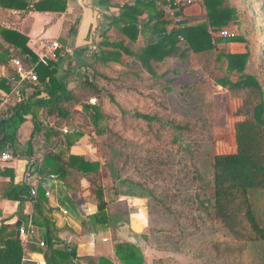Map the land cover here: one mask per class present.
Returning <instances> with one entry per match:
<instances>
[{
    "label": "trees",
    "instance_id": "1",
    "mask_svg": "<svg viewBox=\"0 0 264 264\" xmlns=\"http://www.w3.org/2000/svg\"><path fill=\"white\" fill-rule=\"evenodd\" d=\"M98 5L104 10V26L96 49L88 55L92 62L85 65L92 67L94 74L76 81L75 71H59L58 60L49 65L40 62L37 51L29 47L30 37L7 25L14 11L22 15L30 11L66 13L68 0H0V68L5 70L0 81V98L15 89L19 92L17 100L7 104L1 113L0 152L11 150L15 157L30 158L27 175L21 182H16L14 168L7 162L0 163V176L10 178L8 184L0 187L1 199L18 201L22 212L24 207L35 204L39 215L33 216L32 223L47 231L51 248L55 245L57 228L49 215L52 209L42 185L54 176L61 190L64 188L70 196L81 190L82 179L90 178L91 192L97 200V212L90 216V225L97 229L119 227L128 221L127 211L109 212L104 180H110L114 195L147 197L152 207L168 216L172 224L165 229L166 236L177 234L178 241L183 243L190 241L192 233L199 234L202 224L214 229L212 233L216 235L208 249L211 258L203 264H264V209L253 201L254 195L264 190V61L258 63L255 57L251 28L247 34L216 40L208 30L209 26L220 30L232 23H243L247 8L242 10L237 3L226 4V0H206L209 23L168 29L170 22L157 10L161 0H135L124 6L112 4V0H99ZM110 5L118 7V12L108 14ZM260 7L264 10V0H260ZM161 34L164 36L157 39ZM233 43L243 44L244 51L229 48L225 52L217 48L219 44L231 47ZM215 50H218L216 61L226 60V74L216 78V83L243 99L237 111L243 119L235 124L237 151L211 154L204 167L199 159L202 130L198 120L171 115L163 92L176 81L175 68L167 64L171 58L178 54L183 57L211 54ZM15 58L28 67H36L39 76L36 84H14L17 75L11 63ZM252 62L256 67L249 69ZM232 75H238V79L234 80ZM98 78L114 83V90H108ZM74 81L77 83L72 85ZM26 89L32 90L30 95ZM93 96L99 99V104L88 102ZM128 97L133 100L131 103L136 98L137 105L131 106ZM215 99L224 106L228 95L206 97L207 114L208 101L211 104ZM221 108L212 109L213 118L210 116L203 122L208 123L210 132L214 133L217 124L226 123L225 115L220 118ZM115 111L120 113L122 127L130 125L126 128L137 137L133 138L135 141L112 126ZM75 116H80L82 123L73 124ZM28 119L32 120L34 130L28 145L22 148L18 131ZM66 124L70 130L63 133L61 129ZM89 127L92 143L97 136L117 137V143L104 142L107 154L112 153L109 160L72 153L73 146L87 134ZM144 135L148 139L158 135L160 143L147 147L143 142L139 144L141 153H129L127 148L138 145L134 142ZM37 136L43 137L42 161L34 158ZM32 173L44 180L37 196L31 194L33 186L28 181ZM18 229L15 225L1 227L0 264L35 263L26 257L22 241L16 237ZM218 230L223 234H218ZM142 236L147 237L146 232ZM114 249L121 264H147L149 260L142 248L130 241L118 240ZM198 256L204 257L202 250ZM75 258L74 251H53L47 256V264H77ZM157 261L178 262L172 258L162 261L156 258ZM97 264L115 263L102 256Z\"/></svg>",
    "mask_w": 264,
    "mask_h": 264
},
{
    "label": "rangeland",
    "instance_id": "2",
    "mask_svg": "<svg viewBox=\"0 0 264 264\" xmlns=\"http://www.w3.org/2000/svg\"><path fill=\"white\" fill-rule=\"evenodd\" d=\"M205 3L206 0L201 1L195 5L185 7L182 11L177 10L176 16H172L169 13L165 14L162 10L163 7H161L162 11L160 12H162L163 18L170 22V24L168 25V29L180 25L188 26L191 24L194 25L205 22L209 23L206 15L207 11ZM229 3H237L241 5L242 10H246L247 8V16L245 17V21L243 23L240 21L232 23L231 25L220 30H215L214 27L209 26V32L214 36L216 40L217 38L224 37L221 34L225 30H227L231 34L230 37H233L238 34H247L249 33V29L251 28L252 46L255 57L258 63L264 61V10H262L260 7V0H226V4ZM184 19L187 22L183 21ZM3 24L5 23L3 22ZM10 25L13 26L14 24L11 22ZM98 34L99 32L93 34L95 37L92 42L94 41V43H92V47L90 49L88 48V51H86L87 60H82L84 65L82 63L76 62L79 67L78 70L76 69V67L74 68L75 73H77L78 75L76 81L78 79H81L79 78L80 74H82V78H84L85 76H92L94 74L92 67H87L85 65L92 62L91 58L88 57V55H90L91 52L96 49V43L99 38ZM217 48L225 52L228 51L229 48L233 51H244L245 49L244 45L241 43H233L231 47L227 44H219ZM217 56L218 50L213 51V53L211 54H187L186 57L178 54L177 56L171 58L167 64L169 68H175L176 81L173 84H170L168 91L163 92L165 95V102L171 115H178L181 117H185L186 119H195L196 121L198 120V126L202 130L201 137L198 140V151L200 152L199 159L201 160V163H203L204 167H206L207 165V157L211 156V154L234 153L237 151L235 124L237 121L243 119L242 116H239L237 114L238 109L243 104V99L241 97L232 95L226 88H223L216 83V78L224 76V74H226V70L224 68V66L226 65V60L223 59L222 61L218 62L216 61ZM255 67L256 63L252 62L249 69H254ZM231 77L234 80L238 79V75H232ZM98 80L99 83L104 84V86H106L108 90H114V83L108 82L107 80L101 78H98ZM76 81H74L72 85L77 83ZM157 86L160 87V85ZM211 94H213V96L218 94L228 95V100L224 106H222L221 102L217 99H215L211 104L208 101L207 105L209 107L207 108V114L205 112L206 97L211 96ZM128 101L131 106L137 105L136 102H138L135 98L136 102L134 101L133 103H131V101L133 100L130 97H128ZM96 104H99L98 98ZM220 106L222 107L221 109L223 111V113L220 115V118L225 115L226 123L217 124L214 128L213 133V131L210 132L208 129V123L204 125L203 122L204 120H208L210 116L211 118H213L214 112L212 111V109L217 110ZM118 112H114L116 115V119L112 123V126L117 128L120 132H123V136L125 138L136 140L137 137L134 135V133L126 128V126L130 125H125V127H122V125L120 124V113ZM220 118H218V121L220 120ZM82 120L83 119L80 116H75L73 119V124L77 123V125H79L80 123H82ZM129 122H131V120ZM86 129L87 134L84 138L87 139L85 141H88L87 143H90L93 148H96V150H93V154L97 155L100 160H102L103 158H107V160H109L112 153L109 155L107 154V150L103 146L104 142L106 140L109 142L117 143V137L97 136L96 142L92 143L91 141H89L93 136L90 133L91 128L89 127ZM154 138L151 137L150 139H148L144 135L139 138V141L134 142L138 145H136L134 148L129 146L127 148V151L129 153L134 152V154L136 151H138V153H141L139 144L143 142H146L145 144L147 145V147H154L155 142L160 143V137H158V135H155ZM121 140L124 141L127 139L123 138ZM181 143H184V141L182 140ZM22 145L24 147L26 146V144ZM124 147H126V145H124ZM104 183L106 184V194L108 197V201L111 204V211H127L129 215L131 214L130 219L128 221H124V224L127 223L124 226L125 233L126 229H130L131 224H133L135 228L140 230L141 235L146 232L147 237L140 236L138 240L144 249V254L148 255L149 260L147 264H160L158 263V261L155 263L156 258H160V261L165 258H172L176 260V262L178 261L179 264H203V261L210 260L211 256H209L210 254L208 249L210 240L214 235L212 233L214 229L210 230V226H208L207 224V226L205 224H202V231L199 234L192 233L188 238L190 239V241L187 240L186 242L182 243L181 240L178 241L179 236L177 234H175L174 236H166L164 234L165 229L168 230V228L172 224V220L168 216L164 215L159 208L152 207V203H149L148 201L149 198L126 196V200L123 199L122 201H120L119 196L115 197L113 193V187L110 180H104ZM91 197L96 200L95 196L92 193ZM127 200H131V207L129 201ZM253 201L254 203L258 204L261 209H264V190L260 191L258 194H255ZM257 215L258 217H261L260 213H257ZM218 232V234H223L221 230H218ZM130 233H132L131 229ZM158 249L159 251H157ZM201 250L204 255L203 258L198 256V253ZM258 251L260 250L256 251L257 254ZM178 262L176 264H178Z\"/></svg>",
    "mask_w": 264,
    "mask_h": 264
},
{
    "label": "crops",
    "instance_id": "3",
    "mask_svg": "<svg viewBox=\"0 0 264 264\" xmlns=\"http://www.w3.org/2000/svg\"><path fill=\"white\" fill-rule=\"evenodd\" d=\"M98 1L68 0V11L61 14L30 11L22 15L21 12L14 11L11 18L8 19L7 25L26 33L30 37L29 47L37 51L38 55L47 41H59L64 48L60 55L61 59H59L60 56L57 59L59 71L62 73L75 71V67L77 70L79 68L76 62L82 63V60H87L86 51L94 43V41L92 42L95 37L93 34L100 33L104 26V10L99 7ZM112 4L115 3L112 2ZM161 7L162 4L157 10L162 11ZM106 12L108 14H115L118 12V7L110 5L109 10ZM11 22L14 24L13 26L10 25ZM142 39L143 37L140 38L139 43H142ZM67 48L71 50L70 53L65 51ZM4 75V68H0V78H3ZM79 76L82 79V74ZM77 77L78 75L75 79ZM31 91L26 89L27 95H30ZM18 96L19 92L15 89L10 94L2 95L1 98L6 97L10 102H14ZM77 109H81V107H77ZM66 125L70 129V126ZM33 130L34 124L30 119L21 125L18 131V140L22 148L28 145ZM84 137L73 146L72 153L100 160L97 155L93 154V150H96V148L87 143L88 141H85L87 138ZM22 144H26V146L24 147ZM42 146L43 137L37 136L34 140V158L37 159L38 154L40 152L43 153ZM29 162L30 158L27 156H14L13 160L7 162L10 167L16 170V182H21L25 179ZM32 168V166L29 167L31 170ZM9 181V177L0 176V187L8 184ZM28 181L32 186L37 183L40 186L44 180L39 174L32 173L28 177ZM48 182V184L42 185V187L46 191H50V196H47L49 206L52 209L49 215L52 217L57 228L54 237L55 245L51 248L49 247L47 231L32 223L33 216L39 215L37 206L32 203L24 207L22 212V205L18 201L1 199L0 195V229L4 225H15L20 228L33 226L35 229V235L28 239L20 234V229L16 230V237L21 239L26 257L33 260L34 264H47V256L51 255L53 251H74L76 253L75 262L77 264H97L99 258L102 256L110 258L115 264H121L114 249V243L118 240L136 243L144 251L138 240L142 236L141 232L133 224L130 226L132 233H130V229H126L127 234L124 228L127 223L119 227H97V229L90 225V216L97 212V200L91 197L90 178L82 179L80 184L81 190L77 193H71V197L63 191L64 188L61 190L59 182L55 177L53 179L49 178ZM118 196L120 201L126 200L125 195ZM118 196L115 195V197ZM127 201H129L131 207V200ZM110 205L109 203V212L115 213L116 211H111ZM130 217L131 214L128 220ZM18 222H20L19 226H17ZM18 234L20 235L19 237ZM41 241L46 243L45 247L39 245Z\"/></svg>",
    "mask_w": 264,
    "mask_h": 264
},
{
    "label": "built area",
    "instance_id": "4",
    "mask_svg": "<svg viewBox=\"0 0 264 264\" xmlns=\"http://www.w3.org/2000/svg\"><path fill=\"white\" fill-rule=\"evenodd\" d=\"M114 1L116 2V4H119V6H124V5L133 3L135 0H112L113 3H115ZM201 1H204V0H161V4H162L163 11L165 14L169 13L172 16H176L177 10L182 11L185 7L195 5ZM221 35L224 37L231 36V34L227 30L223 31ZM62 47H63L62 44L57 40L47 41L43 45L42 50L38 55L39 61L46 65H49L51 61L57 60L59 58V56L61 55V50L63 49ZM65 51L67 53L71 52V50L68 48ZM11 64L17 75V79L14 81V84H17L18 82L20 83L27 82V83L36 84L39 81V76H38L35 66L28 67L24 63L23 60L18 59V58L13 59ZM0 81H1V78H0ZM9 103L10 101L8 98L6 97L1 98L0 100V120H1V113L4 107ZM89 103L95 105L97 103V98L91 97L89 100ZM69 130L70 129L67 125L63 126L62 128L63 133H68ZM43 158H44V154L40 152L37 156V160L42 161ZM13 159H14V155L11 150L0 152V163L10 162ZM51 178L53 179L54 176H51ZM38 191H39V184L37 183L33 185L31 189V194L33 196H37ZM46 196H50L49 190L46 191ZM64 212L67 213L66 211ZM35 233L36 232L33 226L20 228V234L26 237L27 239L34 236ZM39 245L42 247H45L46 243L41 241Z\"/></svg>",
    "mask_w": 264,
    "mask_h": 264
},
{
    "label": "water",
    "instance_id": "5",
    "mask_svg": "<svg viewBox=\"0 0 264 264\" xmlns=\"http://www.w3.org/2000/svg\"><path fill=\"white\" fill-rule=\"evenodd\" d=\"M164 36V34H161V35H158L156 38L157 39H160V38H162ZM20 225V222H18V224H17V226H19ZM20 235L18 234V237H19Z\"/></svg>",
    "mask_w": 264,
    "mask_h": 264
}]
</instances>
